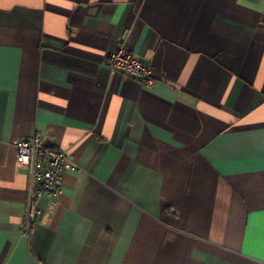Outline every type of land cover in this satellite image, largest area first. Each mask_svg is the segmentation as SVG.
Wrapping results in <instances>:
<instances>
[{
	"label": "crops",
	"instance_id": "1",
	"mask_svg": "<svg viewBox=\"0 0 264 264\" xmlns=\"http://www.w3.org/2000/svg\"><path fill=\"white\" fill-rule=\"evenodd\" d=\"M36 132L74 165L25 236ZM0 264H264V0H0Z\"/></svg>",
	"mask_w": 264,
	"mask_h": 264
},
{
	"label": "built area",
	"instance_id": "2",
	"mask_svg": "<svg viewBox=\"0 0 264 264\" xmlns=\"http://www.w3.org/2000/svg\"><path fill=\"white\" fill-rule=\"evenodd\" d=\"M107 65L114 72L135 77L148 87L154 85L153 68L132 53L124 38L108 54ZM16 159L20 165L29 167L31 174L28 209L22 225L23 234L29 236L39 198L60 193L63 175L74 165L73 156L67 149L44 144L40 133L36 132L16 143Z\"/></svg>",
	"mask_w": 264,
	"mask_h": 264
}]
</instances>
